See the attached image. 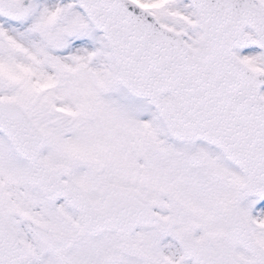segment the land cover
Listing matches in <instances>:
<instances>
[{
  "label": "snow or ice",
  "instance_id": "6c2138e0",
  "mask_svg": "<svg viewBox=\"0 0 264 264\" xmlns=\"http://www.w3.org/2000/svg\"><path fill=\"white\" fill-rule=\"evenodd\" d=\"M0 264H264V0H0Z\"/></svg>",
  "mask_w": 264,
  "mask_h": 264
}]
</instances>
